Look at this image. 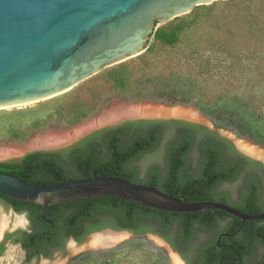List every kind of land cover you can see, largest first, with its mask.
<instances>
[{"label": "trees", "instance_id": "obj_1", "mask_svg": "<svg viewBox=\"0 0 264 264\" xmlns=\"http://www.w3.org/2000/svg\"><path fill=\"white\" fill-rule=\"evenodd\" d=\"M264 7V6H263ZM264 12V9H260ZM255 26L248 27L250 37L260 36L264 40V18ZM178 29H158L156 36L166 43L178 38ZM263 49V48H262ZM226 50V49H225ZM229 53V50H226ZM259 62H229L233 69L242 68L250 73L244 93L219 94L217 103L200 106V110L210 118L216 128L234 129L240 136L248 137L264 145V50ZM237 66H235V65ZM195 94L184 85H171L156 96L145 98L165 101L171 98L175 103L195 104ZM262 166L240 153L233 143L209 127L185 120H130L118 126L107 127L94 132L79 142L58 150H36L14 161H0V171L37 184L59 182L71 178H85L93 175L117 176L134 182H141L190 201H229L228 193L220 196L214 189L222 179H235L247 174L249 168ZM145 167L147 175L140 176ZM249 183L255 181L247 176ZM255 186L244 192L245 204L240 209L256 210ZM19 203L34 205L38 217L44 208L22 200ZM61 214L62 216H58ZM44 216L56 226L67 228L68 236L80 237L85 232L92 233L105 228L130 230L136 235L124 244L146 247L153 251L162 263L171 264L165 248L151 241L146 233L160 235L186 258L196 236V226L200 230H216L219 219L231 216L221 209H207L196 212H173L145 206L114 195L99 198H84L77 201L49 205ZM228 224V244L240 247L237 235L242 220L233 217ZM248 238L254 234L253 225L247 228ZM206 247L208 244H200ZM98 253L87 251L71 259L81 261ZM198 264H209L203 258Z\"/></svg>", "mask_w": 264, "mask_h": 264}, {"label": "water", "instance_id": "obj_2", "mask_svg": "<svg viewBox=\"0 0 264 264\" xmlns=\"http://www.w3.org/2000/svg\"><path fill=\"white\" fill-rule=\"evenodd\" d=\"M219 1L223 0H0V110L61 97L104 68L133 60L146 49L160 25L171 24L195 6ZM199 115V118L172 113L121 117L84 127L79 132L65 131L73 135L64 142L44 148L47 151L66 148L98 130L130 120L174 119L216 130L240 152L264 162L263 158L243 149L237 137L217 130L212 121H205ZM35 149H27L21 157ZM0 193L41 205L44 209L49 205L114 195L173 212L216 208L244 221L264 217V214L246 215L216 200L190 201L117 176L93 175L37 184L0 171ZM107 232L113 237L90 244L94 235ZM135 235L127 229L105 228L90 233L83 243L72 239L73 246L70 245L69 250L82 253L111 248ZM118 236H122L121 239ZM146 236L186 264L181 254L163 237L151 232Z\"/></svg>", "mask_w": 264, "mask_h": 264}, {"label": "rangeland", "instance_id": "obj_3", "mask_svg": "<svg viewBox=\"0 0 264 264\" xmlns=\"http://www.w3.org/2000/svg\"><path fill=\"white\" fill-rule=\"evenodd\" d=\"M263 6L264 0H223L195 6L171 24H162L157 28L166 31L179 28L175 42L162 41L156 36V30L146 49L133 60L104 68L65 95L1 109L0 151L9 150L11 155L0 157V160L20 159L35 139L84 128L107 111L123 105L151 103L178 106L193 111L198 118L201 114L205 121H212L204 115L200 106L216 104L219 94L244 93L250 88L246 86V81L251 74L242 68L233 69L228 63L259 62L264 40L258 39L261 35L250 37L248 27L255 26L258 21L256 18H264V12L260 11L264 9ZM184 84L194 92L195 104L175 103L171 98L165 101L145 98L147 94L156 96L171 85ZM216 129L237 137L239 142L246 140L264 147L251 138L240 136L232 128ZM35 150L46 148L36 147ZM146 171L145 167L141 168V174L144 175ZM226 187L233 191L235 188L232 184H226ZM10 214L11 211L7 212L0 206V224L1 218ZM87 237L79 243L87 241ZM132 237L125 238L111 248L91 250L98 253L71 264H167L157 259L153 251L146 247L127 245L112 249ZM72 242L69 239L68 251L54 256L51 261L69 264L73 257L84 253L70 251ZM13 247L17 255L8 259L9 250ZM20 254L21 249L16 245H8L0 264H17L21 261ZM168 255L171 264H174L172 256ZM34 263L32 261L29 264Z\"/></svg>", "mask_w": 264, "mask_h": 264}, {"label": "flooded vegetation", "instance_id": "obj_4", "mask_svg": "<svg viewBox=\"0 0 264 264\" xmlns=\"http://www.w3.org/2000/svg\"><path fill=\"white\" fill-rule=\"evenodd\" d=\"M249 159L261 163L262 166L251 167L247 174L239 175L235 179H222L214 189V192L218 196L223 192H227L229 201L219 199L216 201L227 203L246 215H262L264 214V162ZM146 175L147 171L144 175L140 173L142 178ZM248 175H253L255 180L253 184L249 183L248 179L250 178L247 177ZM226 184L234 185V191L226 187ZM253 186L257 190L256 210L251 212L249 209L238 208L236 204L242 206L246 202L244 192L251 190ZM16 200L0 193V206L7 212L11 211L10 216L7 215L9 216L8 223H6L7 227L0 237V259L5 257L8 245H16L21 249V254L18 255L21 261L17 264H29L32 261H35L34 264H40L41 260L52 264L51 258L63 255L64 252L68 251L67 242L69 239L81 242L90 234L85 232L86 229H84L80 237L68 236L67 228L64 225L59 224L56 226L51 222L50 218L44 216L47 207L41 212V217H38L39 211L36 206L19 203ZM229 214L231 216L219 219L220 225L216 230H200L197 224V233L194 236L193 244L200 242V244L206 243L208 245L206 247H200V244L197 247H192L191 245L190 249H186L190 251H186V258L179 252L186 261V264H198V261L203 258L208 259L209 264H264V217L244 221L237 215ZM16 216H22L24 223L15 226L14 220ZM58 216L62 215L59 214ZM233 217H238L242 220L240 229H244L237 235L241 242V246L237 248L227 242L230 234L226 232V229L228 224L234 219ZM250 225H253L255 232L249 239L247 237V228ZM16 255L14 252L13 257L7 258H15Z\"/></svg>", "mask_w": 264, "mask_h": 264}, {"label": "bare ground", "instance_id": "obj_5", "mask_svg": "<svg viewBox=\"0 0 264 264\" xmlns=\"http://www.w3.org/2000/svg\"><path fill=\"white\" fill-rule=\"evenodd\" d=\"M166 113H172V114H179V115H185L193 118H198V115L194 113L193 111L183 108V107H168L162 104H149V103H142L138 105H129V106H118L115 107L112 110L107 111L103 116L98 118L97 120L91 122L88 124L86 127L95 125L100 122H108L111 120L119 119L121 117H128V116H143V115H159V114H166ZM84 128L77 129V132L82 131ZM73 133H60V134H55V135H44L41 136L34 141H32L28 145V149L30 148H36V147H52L58 143L64 142L67 139H69ZM240 146L248 151L249 153L259 156L264 159V148L252 144L246 140H240L239 142ZM11 153L9 150L6 151H0V157H9ZM8 217L4 216L1 218V224H0V237L3 233V231L6 229L7 224H6V219ZM24 223V218L16 216L15 218V226L18 224H23ZM14 226V225H13ZM113 237L111 233H100L96 234L93 236L92 240L90 241V244H96L99 241L106 239V238H111ZM122 237V236H121ZM120 236H118V239H121ZM73 244L71 245V247ZM15 248H11L9 250V255L8 258H11L14 256ZM174 264H183L182 261H180L176 256L173 255L172 257ZM41 264H50L48 261H43ZM52 264H57V261L52 262ZM59 264V263H58Z\"/></svg>", "mask_w": 264, "mask_h": 264}]
</instances>
